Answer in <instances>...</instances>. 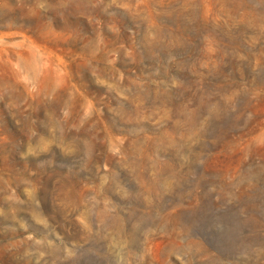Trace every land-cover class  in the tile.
I'll list each match as a JSON object with an SVG mask.
<instances>
[{"label":"rangeland","instance_id":"1","mask_svg":"<svg viewBox=\"0 0 264 264\" xmlns=\"http://www.w3.org/2000/svg\"><path fill=\"white\" fill-rule=\"evenodd\" d=\"M0 264H264V0H0Z\"/></svg>","mask_w":264,"mask_h":264}]
</instances>
